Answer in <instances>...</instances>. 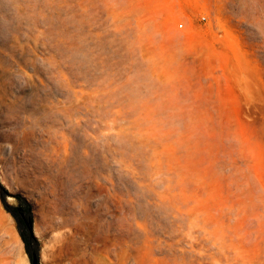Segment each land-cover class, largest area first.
<instances>
[{"label": "rangeland", "instance_id": "374dc122", "mask_svg": "<svg viewBox=\"0 0 264 264\" xmlns=\"http://www.w3.org/2000/svg\"><path fill=\"white\" fill-rule=\"evenodd\" d=\"M0 186L39 264H264V0H0Z\"/></svg>", "mask_w": 264, "mask_h": 264}, {"label": "trees", "instance_id": "16d2710c", "mask_svg": "<svg viewBox=\"0 0 264 264\" xmlns=\"http://www.w3.org/2000/svg\"><path fill=\"white\" fill-rule=\"evenodd\" d=\"M0 194L5 209L16 221L19 235L30 263L32 264L33 257L35 256L37 260L36 264H39V247L37 238L33 234V214L31 204L20 194L14 195V198L17 200V205L6 203L4 197L7 194V191L1 186Z\"/></svg>", "mask_w": 264, "mask_h": 264}, {"label": "water", "instance_id": "95a60500", "mask_svg": "<svg viewBox=\"0 0 264 264\" xmlns=\"http://www.w3.org/2000/svg\"><path fill=\"white\" fill-rule=\"evenodd\" d=\"M36 261H37V260H36V257L34 256V257H33V260H32V264H36Z\"/></svg>", "mask_w": 264, "mask_h": 264}, {"label": "built area", "instance_id": "2783aa9c", "mask_svg": "<svg viewBox=\"0 0 264 264\" xmlns=\"http://www.w3.org/2000/svg\"><path fill=\"white\" fill-rule=\"evenodd\" d=\"M180 27H182V24H179Z\"/></svg>", "mask_w": 264, "mask_h": 264}]
</instances>
